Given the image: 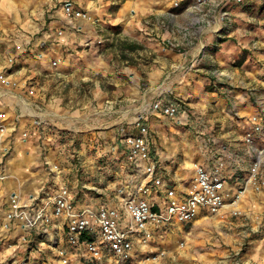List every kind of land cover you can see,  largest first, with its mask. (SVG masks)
Listing matches in <instances>:
<instances>
[{
    "label": "crops",
    "instance_id": "obj_1",
    "mask_svg": "<svg viewBox=\"0 0 264 264\" xmlns=\"http://www.w3.org/2000/svg\"><path fill=\"white\" fill-rule=\"evenodd\" d=\"M246 1L249 0L242 3ZM190 3L191 0H0V74L7 80L6 84L0 83V110L7 116V129L0 141V264H60L53 259L58 258L56 251L34 233L25 235L18 222L9 230L4 228L13 196L22 201L42 189L51 192L67 185L71 167L64 168L62 163L69 160L65 155L72 159L69 153L77 154L83 166H89L83 146L79 153L76 149L58 152L61 149L54 148V127L80 131L78 140L87 143L95 139L91 130H99V134L112 140L122 134H135L134 122L138 119L148 128L151 158L165 185L182 192L192 181L196 165L213 169L221 164L227 202L217 214L201 210L186 227L174 225L155 247L163 248L165 256L146 263L166 264L168 256L176 252L177 261L185 259V263L195 264L183 251L189 243H196L197 229L228 225L233 211H237L235 223L240 230L233 233L235 236L227 234L212 241L213 246L219 247L221 241L226 247L204 253L208 264H231L232 260L264 264V189L248 190L237 204L228 203L247 177L252 161L243 137L247 119L260 113L264 105L260 87L252 84L259 80V71L246 72L250 80L246 90L225 83L228 75L217 73L228 66L230 54L239 53L243 47L250 49L248 60L262 61L264 66V45L254 40L253 32H248L249 43L244 41L239 47L229 44L230 40L221 41L222 34L230 37L242 30L234 25L235 30L229 32L234 22L240 23V16L250 15L247 9L231 11L233 5L227 8L232 22L229 28L220 24L219 13L212 6L197 14L189 9ZM67 4L84 12L87 18L67 16ZM195 16L199 17L198 25ZM152 19L150 27L146 26ZM117 27L139 46L135 52L139 58H134L138 63L124 67L123 95L122 88L110 90L98 81L90 84L92 89H84L93 76H110L115 86L114 62L105 58L102 49L105 42L113 40L114 32L110 31ZM216 27L223 30L215 33ZM52 62H56L55 67ZM86 91L90 97L87 100L83 98ZM157 100L167 105L182 104L185 111L174 118L154 112L151 105ZM125 124L130 126L123 130ZM119 143L122 146L121 139ZM42 144H48L43 159L61 169L57 180L46 167L40 169L45 149ZM256 145L264 148V132ZM72 184L81 193L87 187L95 188L94 183ZM69 190L75 202L71 187ZM163 190L151 197L155 203L163 201ZM83 197L75 203L77 208L92 205L83 203ZM50 227L47 238L53 236L62 244V218H52ZM179 243H183L182 248ZM175 244V251H171L169 247ZM243 245L246 248L240 252ZM138 256L141 260L146 254ZM71 261L79 264V256H73Z\"/></svg>",
    "mask_w": 264,
    "mask_h": 264
},
{
    "label": "built area",
    "instance_id": "obj_2",
    "mask_svg": "<svg viewBox=\"0 0 264 264\" xmlns=\"http://www.w3.org/2000/svg\"><path fill=\"white\" fill-rule=\"evenodd\" d=\"M242 2L191 0L189 9L192 13L200 14L204 8L212 6L219 13L220 24L224 23V27L230 28L232 22L227 8ZM173 7H178V3L175 2ZM64 13L73 18H87L84 12L72 8L70 4L64 6ZM194 19L196 25L200 24L198 16ZM222 30V27H216L213 32ZM203 51L204 46L200 49L202 54ZM51 65L55 67L56 62ZM0 83H7L2 74ZM151 110L174 118L184 112L185 108L182 104L167 105L157 100L152 103ZM6 120V113L0 110V141L7 129ZM134 127L135 134H122L121 139L125 158L135 176L138 175L134 191L125 194L124 188L119 189L115 196L117 202L110 203L102 190L92 188L98 194V200L81 208L76 207L68 186L64 184L51 192L42 189L39 194L30 196L27 203H21L13 196L5 215L7 223L4 228L9 230L13 223L18 222L25 235L34 233L41 241L47 242L56 251L60 264H71V258L75 255L79 256V264H108V260L110 264H147L165 256L163 248L155 247L165 239L174 225H188L201 210L214 215L225 207V178L221 164L213 169L196 165L189 186L179 192L165 185L158 175V165L151 158L148 128L141 119L134 122ZM245 130L243 139L251 150L252 161L247 177L231 195L228 202L230 205L237 204L248 190L259 192L264 189V148L256 145L264 132V105L260 113L247 119ZM4 151L7 153V149ZM112 151L115 152L116 147H112ZM43 163L48 174L57 180L61 174L60 167L49 163L47 159ZM162 188L163 201L157 204L151 197ZM233 214L238 212L233 211ZM60 217L64 223L62 244L53 236L47 238L52 218ZM178 246L182 248L183 243ZM139 253L146 256L140 260Z\"/></svg>",
    "mask_w": 264,
    "mask_h": 264
},
{
    "label": "rangeland",
    "instance_id": "obj_3",
    "mask_svg": "<svg viewBox=\"0 0 264 264\" xmlns=\"http://www.w3.org/2000/svg\"><path fill=\"white\" fill-rule=\"evenodd\" d=\"M248 3V4H247ZM234 8H241V9H247L248 14H244L240 16V23L234 22L233 27L229 30L231 33L232 30H235L234 25H237L238 28H241L242 32L240 31L238 34L230 36V37H225L224 34H222L221 41H226L230 40L229 44L233 45L236 44L241 45L244 41H250L251 36L248 35V32H253V37H255L254 40H260V43L264 45V0H249L248 2H244L240 5H233L231 11ZM253 9V10H252ZM247 13V12H246ZM147 18L146 20H148ZM154 20H149L146 22V26L150 27V24L153 23ZM246 32H244V30ZM122 28L117 27L114 28L113 31H110L111 34H113V40L105 42L106 46L102 49V52H104V56L107 60H113L114 62V84H111V77H101V76H93L92 82L86 81L85 88L86 90L92 89V86L90 87V84L94 82H102V87L108 88L110 90L114 88H122V95H123V90L124 86L122 84L124 83V67L127 66H132L133 64L138 63L137 60H134V58L138 59V56L136 55V50H138V45L133 42L128 40V37L125 36L122 33ZM228 32V33H229ZM220 33V32H218ZM229 33V34H230ZM228 34V35H229ZM239 35V36H238ZM111 38L110 36H108ZM190 40L192 41V36L190 37ZM239 40L241 41L239 44ZM131 47L132 49H128V46ZM261 49V48H260ZM106 50V51H105ZM250 49L248 48H240V52H233L235 55V58H232V54H230L228 60L230 63H228L227 67L224 69H218L217 73H224L228 75L227 82H231L236 86L237 89L241 90H246V87L249 86L250 80L247 78L248 74L246 72H254L255 70H258V77L259 80H254L252 82L253 86H258L260 87L259 94H261L264 97V91L261 90L264 87V66L262 65L263 62H252L248 60L249 58V53ZM233 59V60H232ZM127 61V64L125 63ZM221 71V72H220ZM225 77V76H224ZM258 83V84H257ZM257 84V85H256ZM229 85V84H227ZM67 90V88H66ZM255 93V91H252ZM84 99L87 100L89 99V94L86 91L85 96L83 97ZM64 102V100H63ZM100 118H103L102 115H100ZM126 126L129 125H124L121 128L123 130L126 129ZM99 130H91V135H95V139L92 142H87L84 143L81 140H78V137L81 135V132L79 131H72L66 128H58L54 127L53 129V145L54 148L57 147L61 150H58V152H61L62 150L67 151V150H77V153H79V149L84 147L85 151L87 152V156L89 158V166L85 168L83 166V160H81V156H78L75 154L69 153L72 156V159L68 155H65L66 158H69V160H65L62 164H64V168H69L68 170V176H66L67 179V185L69 188L71 187V192L72 195L75 199V203H77L80 199L79 197H83L84 200L83 203H94L96 197L98 196L97 193H95L92 188H85L83 190V193L77 192V187L75 188L72 183H80V182H85V183H94L92 187H95L96 189L98 188L99 190H102L103 193L106 194L108 197V200L110 203H116L117 200L115 196L117 195V190L124 188L125 194H129L132 191H134L137 181V176L134 174V170L131 165L127 162L125 155L123 153V147L119 143V139H122L120 136H115L117 139L112 140L111 138H105L103 134H99ZM125 133V132H124ZM89 134V133H87ZM119 135V134H118ZM119 138V139H118ZM48 143V142H47ZM84 143V144H83ZM118 143V144H117ZM45 149H42V156L40 158L39 164H40V169H44L46 165L43 163L44 162V154L47 152L46 146L48 144H42ZM112 147H116V151H112ZM93 157V160L90 158ZM71 164V166H70ZM73 168V169H72ZM72 169V170H71ZM97 175V176H96ZM72 182V183H69ZM127 185V186H126ZM126 188H125V187ZM35 195V194H34ZM28 197H25L20 201L21 203H27L28 202ZM239 218V214L232 215L231 221L228 225H221L219 224L218 227H215L214 225L211 226H202L201 229H197V233L195 235L196 238V243L186 246L184 249V254H189L186 256V258L192 259V262L195 264H208L209 261L207 260L208 257H206V252H211V250L215 249H222L226 247V244L222 243L220 241V246H213L212 241L214 239H219L220 237H224L227 234H232L235 236L233 233H236L240 230V227L236 225V220ZM186 227V226H185ZM189 229V228H188ZM187 229V230H188ZM224 235V236H223ZM211 238V239H210ZM234 244V242L232 243ZM175 246L170 248L171 251H175ZM246 248L245 245L242 246V249L240 252L244 251ZM46 249V248H45ZM48 250H50L48 248ZM51 251V250H50ZM194 253L193 255H190ZM170 255V254H169ZM179 255L175 252L173 253V256H168L166 259V264H187L185 262H188L185 259H182L180 261L177 257ZM53 259H56V261H59L57 257L53 256ZM236 260H232L230 263L235 264ZM217 264H221L218 261H216Z\"/></svg>",
    "mask_w": 264,
    "mask_h": 264
},
{
    "label": "trees",
    "instance_id": "obj_4",
    "mask_svg": "<svg viewBox=\"0 0 264 264\" xmlns=\"http://www.w3.org/2000/svg\"><path fill=\"white\" fill-rule=\"evenodd\" d=\"M127 47H128V49H132L131 47H129V45Z\"/></svg>",
    "mask_w": 264,
    "mask_h": 264
}]
</instances>
